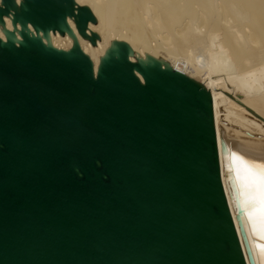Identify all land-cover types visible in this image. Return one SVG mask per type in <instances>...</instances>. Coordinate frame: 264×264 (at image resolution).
Wrapping results in <instances>:
<instances>
[{"label":"water","instance_id":"1","mask_svg":"<svg viewBox=\"0 0 264 264\" xmlns=\"http://www.w3.org/2000/svg\"><path fill=\"white\" fill-rule=\"evenodd\" d=\"M69 20L97 43L75 0L0 2V264H257L211 93L123 41L95 70Z\"/></svg>","mask_w":264,"mask_h":264},{"label":"bare ground","instance_id":"2","mask_svg":"<svg viewBox=\"0 0 264 264\" xmlns=\"http://www.w3.org/2000/svg\"><path fill=\"white\" fill-rule=\"evenodd\" d=\"M75 2L96 18L88 29L99 36L95 45L69 20L95 70L111 43L123 41L134 51L132 61L163 60L211 93L218 140L232 151L220 154L229 206L233 215L237 205L243 208L257 264H264V0ZM5 23L12 30L11 19ZM50 41L62 50L73 46L68 34L51 32Z\"/></svg>","mask_w":264,"mask_h":264}]
</instances>
